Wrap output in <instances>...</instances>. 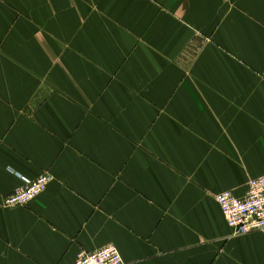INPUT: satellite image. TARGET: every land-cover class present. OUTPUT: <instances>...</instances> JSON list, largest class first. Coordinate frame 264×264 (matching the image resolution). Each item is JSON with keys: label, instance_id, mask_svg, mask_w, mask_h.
<instances>
[{"label": "crops", "instance_id": "1", "mask_svg": "<svg viewBox=\"0 0 264 264\" xmlns=\"http://www.w3.org/2000/svg\"><path fill=\"white\" fill-rule=\"evenodd\" d=\"M262 175L264 0H0V264H264L216 201Z\"/></svg>", "mask_w": 264, "mask_h": 264}, {"label": "built area", "instance_id": "2", "mask_svg": "<svg viewBox=\"0 0 264 264\" xmlns=\"http://www.w3.org/2000/svg\"><path fill=\"white\" fill-rule=\"evenodd\" d=\"M22 182L6 200L10 208L26 207L43 194L53 180L50 173L30 179L12 172ZM216 201L232 231V236H243L254 232H264V175L249 181L246 194L236 196L233 191L216 195ZM73 264H125L120 251L115 246H107L95 252H81Z\"/></svg>", "mask_w": 264, "mask_h": 264}]
</instances>
